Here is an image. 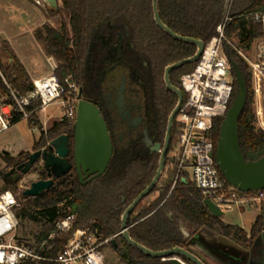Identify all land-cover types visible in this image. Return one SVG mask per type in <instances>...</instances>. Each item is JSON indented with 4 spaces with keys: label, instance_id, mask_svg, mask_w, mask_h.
Here are the masks:
<instances>
[{
    "label": "trees",
    "instance_id": "obj_1",
    "mask_svg": "<svg viewBox=\"0 0 264 264\" xmlns=\"http://www.w3.org/2000/svg\"><path fill=\"white\" fill-rule=\"evenodd\" d=\"M158 6L164 23L185 37L209 43L219 34L218 27L230 12L235 19L226 27V34L231 40H236L233 42L239 48L248 50L256 42L264 41L263 26L241 16L246 11L264 10V0H232L231 4L228 0H159ZM47 8L51 16L61 17L60 26L46 22L35 30V37L45 53L56 59L58 77L64 80L71 74L78 85L84 83V75L88 72L92 44L110 23L116 25L118 31L126 33L136 48L147 55L158 80H163L168 65L192 57L197 51L196 45L174 39L158 27L154 20L153 0H59V8ZM227 50L230 59L239 63L247 76L248 101L239 119L241 148L247 160H258L264 156V129L257 122L253 106L252 76L240 54L232 46ZM196 64L189 63L172 71L173 84L182 90L181 76L192 71ZM0 66L18 94L26 95L32 90L33 80L26 68L10 43L1 39ZM0 94H10L2 79ZM40 104V100L33 102L29 110ZM19 119L17 117L13 122ZM29 121L42 130L33 150L47 146L50 140L74 129V124L67 120H56L45 129L38 113H34ZM222 121V118L215 120L213 135L216 144ZM29 154L22 151L13 155L3 151L0 152V160L6 169H11L27 161ZM156 173L157 165L152 166L151 162L135 160L122 164L114 159L102 176L84 185L74 168L69 174L57 178L55 184L40 196L26 197L25 189L20 193V207L17 209L19 228L24 235L32 234L34 242H37L48 236L59 220L76 213L74 230L98 229L104 238L117 240V245L110 241L107 246L112 248L121 264H164L172 256H148L132 247L120 234L124 211L152 182ZM0 174L2 177L5 174L1 165ZM176 178L177 169L170 162L152 192L134 209L129 219V232L135 241L154 251L178 246L188 248L190 240L181 230L183 224L191 237L204 228L218 227L223 236L245 248L252 247L262 233V215L257 217L250 232L238 225L227 224L209 210L200 190L184 182L185 176ZM20 182L6 181L2 192L11 190L17 194ZM156 193L158 195L153 199ZM24 235H21L23 239L32 242ZM70 237L71 234L58 235L54 240L53 254L61 252ZM182 259L192 264L188 259Z\"/></svg>",
    "mask_w": 264,
    "mask_h": 264
},
{
    "label": "built area",
    "instance_id": "obj_2",
    "mask_svg": "<svg viewBox=\"0 0 264 264\" xmlns=\"http://www.w3.org/2000/svg\"><path fill=\"white\" fill-rule=\"evenodd\" d=\"M231 4L232 0H228ZM37 3L44 5L43 0ZM241 16L261 24L264 28V10L246 11ZM235 19L228 12L218 27L219 34L209 43L195 68L180 78L183 103L178 113L177 134L173 148V166L177 180L185 176L188 185L200 190L206 200L212 201L222 212L236 206L264 204V189L242 192L222 176L216 161L217 144L214 140L215 120L224 119L236 92L235 75L227 47L232 46L247 63L252 76L255 113L258 124L264 129V56L257 48L256 59L250 57V49L239 48L226 34V27ZM264 45V44H262ZM52 72L33 80V88L26 95L18 94L0 66V79L10 94H0V133L10 129L14 119L30 118L34 113L46 111L58 104V120L75 124L79 104V86L73 75L61 80L56 74L58 63L49 58ZM40 106L29 110L33 102ZM23 181L20 193L26 189ZM20 207L15 192L0 193V264H108L105 247L114 237L104 238L98 229H76V213L59 220L48 236L37 242H27L19 232L17 209ZM71 234L64 249L53 254L54 240L58 235Z\"/></svg>",
    "mask_w": 264,
    "mask_h": 264
},
{
    "label": "water",
    "instance_id": "obj_3",
    "mask_svg": "<svg viewBox=\"0 0 264 264\" xmlns=\"http://www.w3.org/2000/svg\"><path fill=\"white\" fill-rule=\"evenodd\" d=\"M159 0H153L154 20L159 28L165 31L174 39L196 45L197 51L194 56L172 63L166 67L165 81L169 89L177 92L179 103L171 116L168 129L167 144L170 142V135L175 115L179 112L184 100L183 92L171 82L172 71L189 63L198 62L205 50L206 43L201 39L182 36L167 26L161 18ZM47 7L59 8V0H43ZM260 56H264V45L260 46ZM231 60L237 82V89L233 102L223 119L220 127V135L217 144L216 161L227 182L242 192H251L264 189V156L258 160H247L243 154L239 138V119L243 113L249 90L247 76L239 63ZM77 119L74 124V153L73 161L70 159L69 135L62 134L50 140L48 145L29 154L28 160L18 166L12 167L4 174L5 181L8 177L15 176L14 181H22L25 175L35 171L38 179L25 189L26 197H37L55 184V178H62L76 169L81 182L85 178L92 181L102 176L108 169L113 155V146L107 126L97 107L82 99L79 95ZM166 150L162 156L159 169L152 182L138 195V197L126 208L122 215V226L120 234L132 246L148 256L154 258L170 257L172 259L164 264H189L182 258L188 259L192 264H207L199 255L185 247H174L164 251H154L145 245L135 241L129 232V219L137 205L148 196L159 182L166 167ZM171 160L174 157L171 156ZM55 177V178H54ZM86 182H83L84 184ZM206 206L216 216L220 217L222 211L210 200H205ZM261 215L263 218L264 233V204ZM181 230L190 241L194 240L189 231L181 224ZM117 245V240L113 238Z\"/></svg>",
    "mask_w": 264,
    "mask_h": 264
},
{
    "label": "flooded vegetation",
    "instance_id": "obj_4",
    "mask_svg": "<svg viewBox=\"0 0 264 264\" xmlns=\"http://www.w3.org/2000/svg\"><path fill=\"white\" fill-rule=\"evenodd\" d=\"M78 86L79 95L99 109L107 126L113 146L110 163L114 159L122 164L143 160L157 165L158 171L165 150L166 166L174 162L171 156L179 112L173 120L168 147L166 144L179 96L168 88L165 72L163 80H158L147 55L136 48L126 33L118 31L116 25L108 24L92 44L88 72L84 75V83ZM62 134L69 135L70 159L73 161L74 129ZM15 176L8 177L9 181H14ZM79 180L81 182L80 177ZM246 249L249 250L247 264H264L263 230L252 247Z\"/></svg>",
    "mask_w": 264,
    "mask_h": 264
},
{
    "label": "rangeland",
    "instance_id": "obj_5",
    "mask_svg": "<svg viewBox=\"0 0 264 264\" xmlns=\"http://www.w3.org/2000/svg\"><path fill=\"white\" fill-rule=\"evenodd\" d=\"M32 1L24 0H0V37L4 40H9L12 45L20 50L22 54L27 56V61L35 64V68L39 72H49L52 69L47 64V56L41 52L34 44L36 29L42 22H50L53 26L59 27L61 17H53L45 5V11L42 7L35 5ZM1 39V40H3ZM235 41L236 40H232ZM264 44V41H258L249 51L250 57L256 59L257 48ZM37 75H32L34 78ZM254 110H255V105ZM58 104H52L46 111L40 113L43 121V127L48 129L54 121L58 120ZM42 135V130L39 127L31 125L28 118H21L14 122L10 129L0 133V152L4 150L10 151L12 154H18L22 151L32 152L35 140H38ZM1 169L6 173L10 169H6L4 163L0 160ZM38 179L37 173L32 171L25 175L22 179L25 185H30L32 181ZM186 182V180H184ZM6 181L0 174V193L2 192ZM20 191L17 192V196ZM158 195L154 194L153 199ZM255 204H248L243 209L235 207L232 210L222 212L220 216L227 224L238 225L243 228H251L256 221L257 216L262 212H258ZM260 213V214H259ZM259 214V215H258ZM21 235H24L23 230L19 228ZM25 237L32 242L35 241L32 234H25ZM108 264H121L115 252L110 246L105 249Z\"/></svg>",
    "mask_w": 264,
    "mask_h": 264
},
{
    "label": "crops",
    "instance_id": "obj_6",
    "mask_svg": "<svg viewBox=\"0 0 264 264\" xmlns=\"http://www.w3.org/2000/svg\"><path fill=\"white\" fill-rule=\"evenodd\" d=\"M24 1H28V0H24ZM30 1H32L35 5L42 7L43 10L45 11L46 7H44V5L38 4L37 0H30ZM46 21L42 22L38 27L42 26L44 23H46ZM36 29H33V31L35 32ZM0 39L3 38L0 37ZM7 41L10 43L13 51L15 52L21 63L24 65V67L26 68L32 80L47 76L52 72V71L49 72L37 71L35 68V64L27 61L28 59L27 56L25 54H22L20 50L15 48L8 39ZM34 44L41 52H43L47 56V64L51 68V65L49 63V58L51 56H48L45 53L42 44L36 39V37ZM37 73H39L38 76H35L33 78L32 75H37ZM4 151H8V150H4ZM244 206L246 205H240L236 207L243 209ZM255 207L258 212H261V209L260 207H258V205H256ZM244 229L250 232L252 227L249 229L248 228H244ZM188 248L191 249V251H193L195 254L199 255L204 261H206L207 264H243V263L247 264L246 259L249 254V250L237 244L236 242L232 241L231 239L223 236L220 228L218 227L216 229H209V228L202 229L197 235H195L194 240L189 242Z\"/></svg>",
    "mask_w": 264,
    "mask_h": 264
}]
</instances>
